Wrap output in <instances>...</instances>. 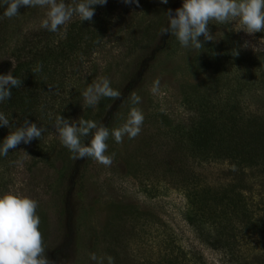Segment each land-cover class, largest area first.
I'll use <instances>...</instances> for the list:
<instances>
[{"label":"rangeland","instance_id":"1","mask_svg":"<svg viewBox=\"0 0 264 264\" xmlns=\"http://www.w3.org/2000/svg\"><path fill=\"white\" fill-rule=\"evenodd\" d=\"M176 2L182 7V0H168L167 4L160 0H139L138 8L134 4L125 5L122 0H108L106 7L98 9L107 28L101 30L100 37L96 36L98 32L93 34L92 37H98L93 39L96 46L87 55L84 69L81 68L80 75L67 77L60 93L55 95V102L41 105L47 112L36 123L46 131L39 140L21 143L13 154L14 161H22V167L12 161L0 173V185L6 182L0 187L1 195L13 193L38 202L45 255L55 252L56 264H97L90 259L92 253L103 258V264H108V256L114 258V264H147L144 255L150 248V239L156 234L163 238L169 232L180 247L200 253L205 264H237L197 238L184 220L187 202L179 179L167 173L188 167L209 184L230 181L228 171L234 167L227 162L199 165L184 156L189 151L195 112L206 102L205 91L213 92L223 101L241 89L243 101L239 102L247 103L244 69L251 56L264 52V32L249 35L242 31L238 21L229 25L210 22L213 41L204 42L201 36L200 49L183 48L171 35L167 47L157 55L133 91L141 102L132 105L131 94L126 96L107 125L110 130L121 127L135 106L144 115L140 134L134 139L125 136L122 143L109 137L106 155L113 156V160L108 167L87 158L81 176L75 180L77 183L73 180L76 188L68 196L70 217L65 222L59 215L63 193L70 184L60 177L72 167L73 159L55 131L56 116L104 123L106 112L116 99L101 98L97 106L90 107L83 92L104 77L120 92L145 55L149 42L154 44L162 36L161 29L168 19L165 13ZM46 13V8H39L25 14L26 21L19 22L22 31L39 28ZM65 27L66 24L61 26L60 36ZM146 27H156L157 34H146L143 31ZM245 41H248L246 48L242 47ZM237 50L239 55L235 56ZM7 54L8 48L1 50L0 59ZM156 80L160 82L159 91L153 94L151 89ZM34 143L44 145V151L39 153L47 154L45 160L34 156Z\"/></svg>","mask_w":264,"mask_h":264},{"label":"trees","instance_id":"2","mask_svg":"<svg viewBox=\"0 0 264 264\" xmlns=\"http://www.w3.org/2000/svg\"><path fill=\"white\" fill-rule=\"evenodd\" d=\"M64 2L72 4L73 0ZM95 7L97 10L91 22L74 18L66 24L62 36L60 30L53 33L41 25L22 31L20 20L25 22L28 17L25 14L33 13L39 7H21L19 15L12 19L4 17V8L0 7V51L8 48L7 56L0 59V75L12 71L14 77L23 80L21 87L11 89V99L0 103V112L10 123L18 127L25 118L36 123L47 112L41 105L48 106L49 102L55 100L68 76L81 74L79 72L87 63V55L96 46L93 39L100 37L101 30L107 28L99 13L106 5ZM178 8L179 3L176 2L171 9L174 13ZM165 26H168V19ZM143 31L146 34L154 33L157 28L146 27ZM96 32L98 37H92ZM170 38L171 35H162L158 41L154 40V44L149 42L145 55L137 62L134 72L120 91V98L109 107L105 122L98 126L107 127L119 104L138 86L143 74L167 47ZM249 61L244 69L247 79L244 83L247 94L244 96H248L247 103L251 104L239 102V99L243 101L241 89L235 90L223 101L217 99L213 92L205 91L203 96L206 102L195 112L191 128L193 135L187 145L188 156H184L199 165L227 162L234 167L228 171L230 181L222 185L209 184L201 174L188 167L171 169L167 174L179 179L187 202L184 220L200 241L212 250L222 252L224 257H230L234 263L264 264V52L251 56ZM39 65H42L41 70L34 72L33 69ZM213 100L215 104L211 103ZM14 130V127H0V144ZM90 139L91 136L81 137V142L88 144ZM32 146L36 149L32 151L34 156L45 160L47 154L39 153L44 151V145L34 143ZM16 151L17 148L10 150L7 156H0V173L16 159L13 155ZM86 159L73 160L71 171L68 169L61 174L60 179L70 183L63 193L59 213L65 222L70 217L68 196L76 188L74 181L81 176ZM172 164H176V159ZM135 212L140 213L138 210ZM147 251L144 255L147 264H205L200 253L180 247L170 232L164 233L163 238L157 234L152 237ZM47 258L56 264L55 252Z\"/></svg>","mask_w":264,"mask_h":264},{"label":"clouds","instance_id":"3","mask_svg":"<svg viewBox=\"0 0 264 264\" xmlns=\"http://www.w3.org/2000/svg\"><path fill=\"white\" fill-rule=\"evenodd\" d=\"M107 2L108 0H73L72 4H66L64 0H0V7L4 8L3 16L8 19L18 16L21 7L46 8V18L42 20L41 27L55 33L74 16L83 22H91L95 14L94 6H103ZM122 2L125 5L134 4L137 8L140 6L139 0ZM160 3L167 4L168 0H160ZM165 14L168 26L161 29L162 35L175 36L183 48H202L203 43L199 39L201 36L204 42L213 41L209 28L212 21L221 25L238 21L242 31L249 35L264 32V0H183L182 7L174 13L172 9H168ZM242 47H248V41ZM234 55L238 56L239 51H235ZM41 68L42 65H39L33 71H40ZM22 83L23 80L14 77L12 71L0 75V103L11 99V89L21 87ZM159 83V80L153 82V94L159 91ZM82 95L88 106L95 107L101 98L118 99L121 93L114 90L109 79L104 77L99 82L90 84ZM130 100L132 105H137L141 102V97L133 92ZM143 122L142 111L133 106L126 122L116 129L98 126L92 120L70 121L61 115L56 116L54 127L62 145L72 154L71 159L91 158L108 167L113 160V156L106 155L109 137H113L116 143H122L125 136L134 139L140 134ZM0 127L15 128L0 144V156H7L10 150L16 149L21 143L27 145L34 139L39 140L46 131L27 118L17 127L2 112ZM89 136L90 142L83 144L81 137ZM13 163L22 167L20 160ZM37 208L38 202L29 197L13 193L0 195V264H52L45 255ZM90 259L103 264V258H98L95 253L90 254ZM107 261L108 264H114L111 256L107 257Z\"/></svg>","mask_w":264,"mask_h":264}]
</instances>
